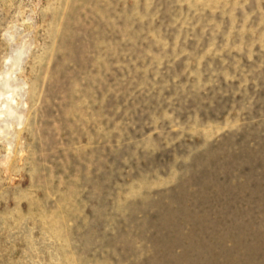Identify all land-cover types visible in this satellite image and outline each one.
Instances as JSON below:
<instances>
[{
  "label": "rangeland",
  "instance_id": "1",
  "mask_svg": "<svg viewBox=\"0 0 264 264\" xmlns=\"http://www.w3.org/2000/svg\"><path fill=\"white\" fill-rule=\"evenodd\" d=\"M0 264H264V0H0Z\"/></svg>",
  "mask_w": 264,
  "mask_h": 264
},
{
  "label": "bare ground",
  "instance_id": "2",
  "mask_svg": "<svg viewBox=\"0 0 264 264\" xmlns=\"http://www.w3.org/2000/svg\"><path fill=\"white\" fill-rule=\"evenodd\" d=\"M3 95V94H2Z\"/></svg>",
  "mask_w": 264,
  "mask_h": 264
}]
</instances>
